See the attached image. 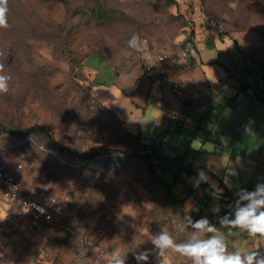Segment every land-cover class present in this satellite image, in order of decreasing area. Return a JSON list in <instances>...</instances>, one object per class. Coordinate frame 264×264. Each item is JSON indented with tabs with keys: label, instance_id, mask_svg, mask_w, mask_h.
I'll return each instance as SVG.
<instances>
[{
	"label": "rangeland",
	"instance_id": "rangeland-1",
	"mask_svg": "<svg viewBox=\"0 0 264 264\" xmlns=\"http://www.w3.org/2000/svg\"><path fill=\"white\" fill-rule=\"evenodd\" d=\"M166 1L8 0L9 27L0 28V63L4 74L11 77L9 93L0 95V123L9 133L3 135L9 147L4 148L2 162L11 169L22 164L17 176L26 190L47 189L65 206L61 222L56 224L59 219L50 227L35 229L9 220L0 236V264H106L114 251L127 255L125 264H137L135 254L153 249L150 239L162 228L177 243L187 242L192 230L180 232L175 226L187 215L195 219L199 211L195 196L185 202L182 214L138 157L96 152L114 148L133 154L134 149L115 114L93 95L98 81L93 69L122 70L145 60V53H175L192 29H201L200 34L223 39L212 40L213 51L202 56L209 55L214 73L219 72L231 84L232 77H225L230 61L219 59L217 48L231 44L234 66L241 64L239 56L244 55L238 69L242 78L245 62L254 70L257 62L264 63V0ZM134 35L143 42V52L129 47ZM193 54L198 53L193 50ZM256 79V74L248 75L252 83ZM258 95L264 100V91L259 90ZM229 116L236 120L230 121L229 130L243 131L249 124L253 131L264 128L258 111L252 112L254 122L243 119L242 109L232 110ZM31 126L46 128L61 148L54 147L43 133L23 132ZM173 140L179 141L178 151L194 154L191 159H197V165L210 162L194 150L195 144ZM248 142L246 135H239L236 151ZM218 148L215 166L237 170V184L248 190L255 174L264 183V170L255 173L256 163L246 162L244 152L228 168L233 147ZM70 149L90 154L73 156ZM250 156L256 158L258 153L253 149ZM165 179L172 182V174L168 172ZM174 192L177 197L187 194L179 183ZM220 211L221 205L211 202L200 217L215 224ZM217 228L229 252L252 247L264 251L258 239L238 229ZM164 260L190 264L173 252ZM149 264H158L155 253L149 256Z\"/></svg>",
	"mask_w": 264,
	"mask_h": 264
},
{
	"label": "crops",
	"instance_id": "crops-1",
	"mask_svg": "<svg viewBox=\"0 0 264 264\" xmlns=\"http://www.w3.org/2000/svg\"><path fill=\"white\" fill-rule=\"evenodd\" d=\"M200 32L202 33L201 29L195 31V36L190 40L188 48L182 46L175 53H167L165 61L160 62L156 55H149L150 59L137 60L122 70L114 71V68L111 69L108 66L93 69L98 81L93 85L92 93L115 114L117 121L127 133L134 135L140 133L144 143L152 139L157 142L163 140L162 143L158 142V145H162L163 153L171 157L186 154V162L192 163L197 173L200 170L207 173L210 178L208 183L212 186L214 195L218 196L219 193L224 192L221 182L236 194L244 187L235 181L237 170L228 171L227 168L221 170L215 166L218 149H220L218 147L223 146L227 149L233 147L232 156L227 164L228 168L230 163H236L238 157H241L240 153L244 152L243 154L247 156L246 162L256 163L258 170L255 173L264 170L262 162L264 128L260 131L257 129L253 131L252 125L249 124V132L245 130L246 128L244 132L242 129H228L230 121L236 123L229 113L238 109H242L243 119L247 122L248 120L254 122V119H251L252 112L258 111L261 114L259 119L263 120L264 124V114H262L264 100L258 95L259 89L254 87L255 83L248 80V75L255 74L257 69H251V64L245 62L247 69L244 70L245 77L242 78V73L238 69L244 63L242 58L244 55L239 56L241 59L238 57L241 64L234 66L230 51L231 44L227 48H217L219 59H226L231 64V67H226L228 70L225 77H232L233 82L229 84L226 79H223L225 80L223 84L220 73H214L211 65L213 62L209 59V55L202 56L205 52L213 51L214 47L209 45L212 40L223 39L219 35L205 36ZM183 50H186V55H183ZM193 50L197 51L198 54H195L197 56H194ZM237 56L238 54L235 58ZM150 64L154 66L151 71H148L147 66ZM160 67L165 69L166 74L163 76L158 73ZM173 82L179 83L183 89L186 97L184 101L179 100L173 92L171 87ZM259 86L262 87L263 84L260 83ZM187 105L189 106L187 113L179 115L178 113ZM203 106L204 109H202ZM178 133H180V139L195 144L196 149L194 150L201 153V156L208 157L210 162L197 165V159H191L195 157L194 154L191 156L188 150L178 151L179 141L173 140ZM219 133L222 134L221 137ZM239 135H246L249 142L241 150L236 151ZM171 149H173L172 153ZM253 149L258 153L257 159L250 156ZM192 177L195 175L182 176V182L179 184L184 185L187 190L186 196L182 195V197L187 202L188 198L195 196L196 201L204 203L206 199L203 187L201 184L199 187H193L190 180ZM253 178L255 181L249 186L248 191L254 190L256 185L261 183L257 174ZM188 190L194 191V194H189ZM234 204L235 202L229 205V212L232 211ZM9 220L17 224L13 215L7 217L1 228L0 236L4 235L3 231ZM26 225L30 226L27 223ZM258 241L264 247V240L258 239Z\"/></svg>",
	"mask_w": 264,
	"mask_h": 264
},
{
	"label": "clouds",
	"instance_id": "clouds-1",
	"mask_svg": "<svg viewBox=\"0 0 264 264\" xmlns=\"http://www.w3.org/2000/svg\"><path fill=\"white\" fill-rule=\"evenodd\" d=\"M8 10V0H0V28L9 27ZM128 45L137 51H144L143 42L138 36L134 35ZM145 58L150 59L146 53ZM10 80L11 77L4 74V65L0 63V95L9 93ZM245 130L250 131L247 126ZM190 180L193 187H199L201 182L207 183L210 178L200 170ZM236 196L238 198L231 213L219 217L220 228L238 229L253 239L264 240V183H258L253 191L240 189ZM175 227L180 232L188 228L192 230L187 242L177 243L171 232L162 228L150 239L153 249L135 254L137 264H149V256L153 253L158 264H167L164 257L169 252L187 258L190 264H264V251L257 247L229 252L224 235L207 217L194 221L187 215ZM126 258L127 255L114 251L109 254L106 264H125Z\"/></svg>",
	"mask_w": 264,
	"mask_h": 264
},
{
	"label": "trees",
	"instance_id": "trees-1",
	"mask_svg": "<svg viewBox=\"0 0 264 264\" xmlns=\"http://www.w3.org/2000/svg\"><path fill=\"white\" fill-rule=\"evenodd\" d=\"M176 0H167L166 2L168 3H175ZM99 14H103L102 11H98ZM107 15V14H106ZM195 36V30L192 29L189 37L183 41L184 47H189L190 40H192V37ZM256 76L259 79H256L257 81L255 82L256 89L264 91V63L258 62L257 64V70L255 71ZM260 83L263 84L262 87H260ZM1 124V123H0ZM3 126V124H1ZM23 132H36V133H43L45 134L51 141L54 147L61 148V144H59L54 137L49 133V131L42 127V126H31L29 128H26ZM5 133H8L6 130H4V127L1 129V134L5 135ZM9 134V133H8ZM127 136L131 140L129 142V145L133 147V154L126 150H120V149H114V148H106V149H98L96 152H99V154L102 153H117L120 155H130V156H136L144 162L148 170L150 172V175L160 184L162 189L165 192V195L169 202L174 205L182 214L185 213L186 206L185 202L186 199L184 197H177L174 192V187L176 186L177 183L182 182V176L187 175H197V171L194 169L192 163H187L185 159H187L186 154L184 155H177V156H169L163 153V147L162 145H158V142L162 143L163 140H159L158 142L156 140H151L148 144L143 143V142H137L138 139H141V134L138 133L136 135L127 133ZM180 133L177 134L176 138L180 139ZM7 148L9 147L8 145L6 146ZM147 149H150L148 152ZM71 155L73 156H87L90 154V152H85V154H80L76 152L75 150L73 151L72 149L69 150ZM144 151V153H142ZM93 155V154H92ZM97 154H94V156ZM170 172L173 176L172 182H167L165 179V175ZM201 186L203 187V194L205 195L206 201L204 203H201L199 200L197 201L198 204V214H196L194 220L200 219L201 214H206V208L208 207V204L211 202H218L221 205V216L226 215L229 212V205L233 202L236 201L238 198L235 193L231 192V190L224 185L221 182V186L224 188L223 193H219L218 196L214 195L213 188L212 186L207 182H201ZM189 194L193 195L194 191L188 190ZM62 217L60 218V221L55 220L54 223L57 221L56 224L61 222ZM219 218L215 219V225H219Z\"/></svg>",
	"mask_w": 264,
	"mask_h": 264
},
{
	"label": "built area",
	"instance_id": "built-area-1",
	"mask_svg": "<svg viewBox=\"0 0 264 264\" xmlns=\"http://www.w3.org/2000/svg\"><path fill=\"white\" fill-rule=\"evenodd\" d=\"M183 55H186V50H183ZM157 59L160 62L165 61L167 55L158 54ZM153 66L152 64L148 65L147 70L151 71ZM158 73L162 76L166 74L163 67L158 68ZM171 87L179 100L184 101L186 99L179 83L173 82ZM188 108V105L184 106L178 114H186ZM204 108L203 106L202 109ZM2 128L3 126L0 124V233L7 217L11 215L14 216L15 220L27 223L35 229L43 226L50 227L55 220H59L62 216L65 204H62L58 197L47 189H39L34 192L26 190L17 176V171L23 165L18 164L15 169H11L2 162L4 148L8 145L3 142ZM137 142L144 143L142 139H138ZM147 151L149 152L150 149Z\"/></svg>",
	"mask_w": 264,
	"mask_h": 264
}]
</instances>
